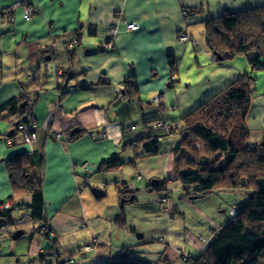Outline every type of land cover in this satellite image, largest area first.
Listing matches in <instances>:
<instances>
[{
    "label": "crops",
    "instance_id": "1",
    "mask_svg": "<svg viewBox=\"0 0 264 264\" xmlns=\"http://www.w3.org/2000/svg\"><path fill=\"white\" fill-rule=\"evenodd\" d=\"M17 1L0 0V106L29 91L26 77L38 72L39 80L27 95L33 100L28 110L37 124L36 139L25 143L16 124L0 118V201L11 195L8 161L22 153L28 170L33 172L36 165L42 175L46 223L40 224L51 229L50 237L66 252L81 254V264L111 262L99 254V246L111 241L113 222L123 210L121 189L135 199L125 206L122 224V229L129 228L133 260L188 264L198 258L230 219L216 216L214 208L225 210L213 194L206 198L213 206L208 209L184 195L186 188L176 180L174 154L169 152L178 140L168 133L241 74L258 78L254 98L256 90L264 91L263 72L252 71L243 57L220 61L204 45L206 21L226 10L257 7L264 0H35L29 21L23 20L20 9H14L12 20L1 15ZM123 21L139 27L130 32ZM178 34L189 40L181 41ZM108 42L112 49L101 51ZM130 77L138 84L140 104L124 96L122 83ZM98 82L102 84L93 85ZM58 85L66 86L60 104ZM155 93L164 94L157 109L149 104ZM158 120L165 125L142 130V124ZM247 125L251 133L263 132L264 115L262 124L248 120ZM73 128L80 132L71 140ZM11 133L14 144L4 139ZM149 135L163 136L159 153L130 162L131 151L122 154L124 144ZM117 156L125 159L119 169L99 170ZM155 179L161 190L150 185ZM93 188L106 197L96 198ZM173 188L180 191L178 200L172 198ZM161 192L171 196L166 208ZM137 234H143L140 243ZM33 241L30 262L42 264L51 254L45 251L49 241ZM62 257L72 264L70 256Z\"/></svg>",
    "mask_w": 264,
    "mask_h": 264
},
{
    "label": "trees",
    "instance_id": "2",
    "mask_svg": "<svg viewBox=\"0 0 264 264\" xmlns=\"http://www.w3.org/2000/svg\"><path fill=\"white\" fill-rule=\"evenodd\" d=\"M12 14V10L1 12L2 16L10 20L13 18ZM205 23L204 45L212 54L216 53L222 57L221 61L243 57L252 71L264 72V4L241 11L226 10L221 17L212 18ZM111 49L112 46L108 50ZM173 72L172 77L175 76V71ZM26 78L31 82V89L22 91L20 97L0 106V118L9 121L12 125L16 124L17 128L31 121L28 109L31 110L33 100L27 95L39 80L38 72L33 71ZM257 81L256 76L250 72L239 75L236 81L184 115L181 126L178 129L173 128L168 133L170 135V132H173L178 140L176 146L170 148L169 152L172 151L174 154L176 180L186 188L184 193L186 197L200 198L230 190L244 191L249 196L242 208L232 205L236 215L215 231L208 248L199 254L198 258L189 259L188 264H264V146L260 145L261 141L254 140L247 125L254 98L253 88ZM100 84L102 83L98 82L93 85ZM122 84L127 101L142 103L134 77L127 78ZM59 85L57 86L58 104L66 94L64 92L66 86ZM157 96L163 95L157 94ZM23 103L25 104L21 107ZM162 103L163 98L157 103L153 98L149 101V104L156 109L162 107ZM158 125L165 123L158 120L141 126L142 130H147ZM55 135L51 137L55 139ZM76 136L69 135V139L72 140ZM5 137L10 143L14 136L11 133ZM162 138V135H149L136 139L124 144L122 154L131 151L132 156L129 160L132 163L138 159L155 156L159 153V142ZM124 163V157L122 159L117 156L109 162H103L99 170H116ZM37 168L34 167V171L30 172L32 175L28 174V160L22 153L15 154L8 161L11 195L0 201V232L15 224L13 212L23 213L25 219L46 223L42 175L39 170L37 174L35 170ZM153 190H161V185L158 184ZM129 194L130 192L125 189L119 190L123 210L117 220L121 221V224L125 220V206L135 200H129L131 198ZM4 204H7V207H2ZM40 227L46 230L41 232L38 229L39 235L36 238L47 240L52 245H46L45 251L52 252L46 256V261L43 260L41 263L52 264L48 257L53 256L57 264H71L65 260V257L54 253L58 244L50 237L51 229L41 224ZM44 255L40 257L43 258ZM99 264L143 263L126 259Z\"/></svg>",
    "mask_w": 264,
    "mask_h": 264
},
{
    "label": "rangeland",
    "instance_id": "3",
    "mask_svg": "<svg viewBox=\"0 0 264 264\" xmlns=\"http://www.w3.org/2000/svg\"><path fill=\"white\" fill-rule=\"evenodd\" d=\"M19 1L20 0H18L17 3L13 4L10 7V9L13 12H14V9H20L21 10V16L23 18V14H22L23 9H21V7L19 6V4H18ZM32 3H35V0H33ZM23 20L27 21L24 18H23ZM112 34H114V33H112ZM178 35L180 36V34H178ZM257 80H258V78H257ZM255 88L257 89L256 84L254 85V88H253L254 93H255ZM157 94H156V96H157ZM162 95H164V94H162ZM156 96H153V99H155ZM162 97H157L154 100V102L157 103V100H161ZM255 97L256 98L258 97V99H256V98L252 99V104H251L250 111H249L250 115H249V118L247 119V121L250 120V123L253 121V125L256 122H258V123L260 122L262 124V116L264 115V105L259 106V102L261 103V101H263L262 103H264V91L262 89L260 91L256 90ZM256 100H259V101H256ZM256 112L260 113V115L256 114ZM31 122L36 123L34 120H31L29 123H31ZM74 129L75 128H73L70 131V135ZM16 130L18 133L21 134L25 143H27V144L31 143V142H27L25 140L23 133L20 132L18 130V128ZM252 131L253 132H252L251 136L252 135L254 136L255 134H257L258 136H254V137L259 138V141H262L260 139V136H261V138L263 137L262 135H263L264 129H263V132H258V130H252ZM57 135H60V133H57ZM74 135H77V133L73 134L71 136H74ZM4 139H7V137H5ZM30 165H32V164H30ZM35 168H37V167H35ZM35 170L38 174V169H35ZM28 174L32 175V173H30V171L28 172ZM39 177H41V176H39ZM109 190H110V188H109ZM161 195H167V192H161ZM161 195H159V196H161ZM171 195H172V198H174L175 200H178L180 197V191L176 188H173ZM207 196H211V195H207ZM207 196H205L203 198L200 197V198L193 199V200H191V202L197 203L199 206L206 208V209L211 208L213 206L211 205V202L209 200L210 198H208V200L206 199ZM213 196L218 201H220V203L222 204L221 207L223 208V210H225L224 212H220L221 208L220 209H218V207L214 208L215 212L219 214L216 216H219V217L221 216L225 221H226L225 216L227 218L229 217L228 219L232 220L233 217L236 215V213L234 211L231 212L232 208H233L232 205L237 206L240 209L243 207V204L249 198V196L244 191H236V190L219 192L218 194H213ZM104 197H106V195ZM170 197L171 196L169 195V198ZM169 200L170 199L166 198V200L163 201V206L165 208L167 205V201L169 202ZM21 216H23V218ZM24 216L25 215L23 213L13 212L12 217L15 221V224L12 225L11 227L7 228L5 231L0 232V264H34V263L30 262V259H31L30 253H31V249L33 248L32 246L35 244V241H33V239H37L36 237H38V235H39L38 229H39L40 221L28 220V219H25ZM210 217L214 219V216H210ZM118 223L121 224V221L115 220L113 222L114 232L112 233V235L110 237L111 241L109 243H103L101 246H99V254L105 255L106 256L105 259L107 261H123L126 259L132 260L129 228L127 225H125V228L122 229V224L119 225ZM82 227H85V226H82ZM18 230H22L23 234L14 239L13 234ZM40 230H41V232H43L44 228L42 227ZM136 238H138V237L136 236ZM136 241L138 243H140L142 241V239L140 238V239H137ZM163 243L164 242H162V245H163ZM46 245H48V244H46ZM86 247L89 248V246H86ZM86 247H85V249H86ZM149 247L151 248V245H149ZM54 253L58 254V256H70V258L72 260V264H81V262L78 261V259L80 257H82L81 254L72 255L70 252H66L61 247V245H57L55 247ZM125 253H127V255H125ZM179 255H180V257H182V253L180 251H179ZM127 256H130V257H127ZM141 258H143V257H141ZM48 259L52 262V264H57L55 262V258L53 256L48 257ZM184 259L187 260V258H184ZM73 261H74V263H73ZM98 262H100V261H98ZM92 264H98V263L96 262V263H92Z\"/></svg>",
    "mask_w": 264,
    "mask_h": 264
},
{
    "label": "built area",
    "instance_id": "4",
    "mask_svg": "<svg viewBox=\"0 0 264 264\" xmlns=\"http://www.w3.org/2000/svg\"><path fill=\"white\" fill-rule=\"evenodd\" d=\"M32 2H33V0H20L18 3L19 6L21 7V9H23V12H22L23 18L26 19L27 21H29L33 18L34 12L36 10L35 3H32ZM123 22L125 23L126 29L129 31L136 30L139 27L134 22H131V23H127L126 21H123ZM112 33H116L114 28L112 29ZM179 37L181 38V41L189 40L188 36L184 35V34H180ZM111 46L112 45L110 42L104 43L101 49L108 50L111 48ZM174 77L175 76H173V78ZM157 97H155V99ZM157 102H158V100H157ZM36 127H37V124L34 122H31V123H28L27 125H20L18 127V130L23 133L24 138L27 142H33L36 139ZM56 138H59V135H56ZM84 167H85V165H84ZM168 197H169L168 193H167V195H161V202L165 201L166 198H168ZM2 207H7V204L2 205ZM233 211L235 212V210H232L231 212H233ZM45 230H46V228H44V231ZM87 248L88 247H86V249Z\"/></svg>",
    "mask_w": 264,
    "mask_h": 264
},
{
    "label": "water",
    "instance_id": "5",
    "mask_svg": "<svg viewBox=\"0 0 264 264\" xmlns=\"http://www.w3.org/2000/svg\"><path fill=\"white\" fill-rule=\"evenodd\" d=\"M215 54H216V53H215ZM216 57H217L220 61L222 60V57H220L218 54H216ZM46 59L48 60L49 57H46ZM24 104H25V103L21 104V107H23ZM79 131H80L79 128H75V129L71 132V135L76 134V133H78ZM262 136H263V137H262V141H261L260 145L263 147V146H264V132H263V135H262ZM158 183H159V181L155 179V180H152V181H151L150 185H151L152 187H156V186L158 185ZM92 193H93V195H94L96 198H100V197L104 196V191H102V190H100V189H98V188H93V189H92ZM195 198H196V197H190L191 200H193V199H195ZM129 200H132V198H130ZM121 205L123 206L122 201H121ZM22 234H23V231H22V230H18V231H16V232L13 234V238L15 239V238L21 236ZM137 237H138V238H142V237H143V234H140V235L137 234Z\"/></svg>",
    "mask_w": 264,
    "mask_h": 264
},
{
    "label": "clouds",
    "instance_id": "6",
    "mask_svg": "<svg viewBox=\"0 0 264 264\" xmlns=\"http://www.w3.org/2000/svg\"><path fill=\"white\" fill-rule=\"evenodd\" d=\"M103 51H105V50H103ZM31 143H32V142H31ZM31 143H30V144H31ZM168 199H169V197H168ZM167 202H168V201H167Z\"/></svg>",
    "mask_w": 264,
    "mask_h": 264
}]
</instances>
